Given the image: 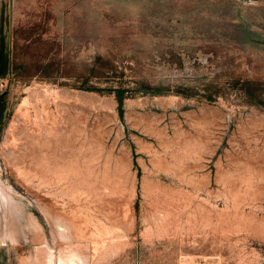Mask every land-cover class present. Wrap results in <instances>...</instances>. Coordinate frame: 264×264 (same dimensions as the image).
Returning <instances> with one entry per match:
<instances>
[{"label":"rangeland","instance_id":"1","mask_svg":"<svg viewBox=\"0 0 264 264\" xmlns=\"http://www.w3.org/2000/svg\"><path fill=\"white\" fill-rule=\"evenodd\" d=\"M0 97V264H264V0H0Z\"/></svg>","mask_w":264,"mask_h":264},{"label":"bare ground","instance_id":"2","mask_svg":"<svg viewBox=\"0 0 264 264\" xmlns=\"http://www.w3.org/2000/svg\"><path fill=\"white\" fill-rule=\"evenodd\" d=\"M40 89V88H39ZM32 90V89H31ZM36 90V89H34ZM38 90V89H37ZM44 90V89H43ZM45 92V91H44ZM43 93V92H42ZM31 94V92H30ZM35 96L38 95L36 92ZM44 94V93H43ZM47 95V94H46ZM49 95V94H48ZM47 97V96H46ZM32 98V97H31ZM38 98V97H37ZM44 98V97H42ZM41 98V99H42ZM40 99V97H39ZM40 99V100H41ZM46 100V99H45ZM44 101V100H43ZM48 102V100H46ZM40 102V101H39ZM42 102V101H41ZM25 103V102H24ZM24 105V104H23ZM43 105V103H42ZM48 106V105H46ZM57 106V104H56ZM40 107V106H39ZM42 108V107H41ZM37 109V107H36ZM41 112V111H40ZM53 112V111H52ZM42 113V112H41ZM23 115V114H22ZM52 117V116H51ZM58 117V116H57ZM24 118V117H23ZM36 119V118H35ZM26 120V119H25ZM34 120V119H33ZM27 121V120H26ZM25 121V122H26ZM27 123V122H26ZM43 123V122H42ZM30 124V123H29ZM48 124V123H46ZM34 125V124H33ZM63 125V124H62ZM55 127V126H54ZM43 128V127H42ZM47 128V127H46ZM28 130V129H26ZM43 130V129H42ZM48 131V130H47ZM27 132V131H25ZM30 133V132H29ZM51 134V133H50ZM25 135V134H24ZM26 136V135H25ZM24 136V137H25ZM32 136V135H31ZM28 137V136H27ZM35 138V137H34ZM28 140V139H27ZM41 140V138H40ZM55 140V139H54ZM60 140V139H59ZM50 141V140H49ZM33 144V143H32ZM77 144V143H75ZM59 145V148H63ZM67 145V144H66ZM45 146V145H44ZM79 146V145H78ZM40 149V148H39ZM55 150V149H54ZM44 151V150H43ZM63 151V150H62ZM28 152V151H27ZM59 152V151H58ZM41 153V152H40ZM37 154V153H36ZM46 154V153H45ZM79 154V153H77ZM34 156V155H33ZM38 156V155H37ZM44 156V155H43ZM56 157V156H55ZM61 157V156H60ZM58 157V158H60ZM50 158V157H49ZM53 158V157H52ZM35 159V158H34ZM38 159V158H37ZM41 159V158H39ZM38 159V160H39ZM78 161V160H77ZM63 162V161H62ZM69 162V161H68ZM64 163V162H63ZM54 164V163H53ZM28 165V164H27ZM32 165V163H31ZM30 166V165H29ZM75 166V165H73ZM24 167V166H23ZM27 167V166H26ZM31 167V166H30ZM38 167V166H37ZM47 167V166H46ZM52 167V166H51ZM53 167H55L53 165ZM59 167V166H58ZM62 167V166H60ZM59 167V168H60ZM43 169V168H42ZM44 170V169H43ZM67 171V170H66ZM32 172V171H31ZM49 172V171H48ZM51 172V171H50ZM61 172V171H60ZM52 173V172H51ZM33 175V174H32ZM35 175V174H34ZM51 175V174H50ZM78 175V174H77ZM25 176V175H24ZM43 176V175H42ZM49 176V175H48ZM57 176V175H56ZM55 176V177H56ZM40 177V175H39ZM54 177V180H55ZM82 177V176H81ZM57 178V177H56ZM53 179V177H52ZM76 179V178H75ZM69 180V179H68ZM79 181V180H78ZM76 182V181H75ZM35 183V182H34ZM69 183V182H68ZM24 184V183H23ZM52 184V183H51ZM31 185V184H30ZM33 185V184H32ZM53 185V184H52ZM60 187V186H59ZM48 188V186H47ZM52 188V187H51ZM61 188V187H60ZM58 189V188H57ZM41 191V190H40ZM39 191V192H40ZM60 196V195H59ZM49 197V196H48ZM52 198V197H51ZM55 199V198H54ZM44 201V200H43ZM49 201V200H47ZM51 203V202H50ZM48 209V216L51 217V225L55 231L56 247H53L45 238V232L38 220L32 215L28 214L25 229L31 232L34 236L42 237L40 246L36 249L35 256L31 259L24 260L22 264H92V254H90L89 247L83 246L80 242L76 243L71 235V222L68 221L61 213L50 208L51 205L44 204ZM54 207V206H53ZM22 205L13 188L0 182V230L1 242L8 240L12 244H16L19 239V232L16 229V223L21 216ZM54 239V238H53ZM95 243V242H94ZM93 246V245H92ZM58 247V250L56 249ZM94 247V246H93ZM97 247V246H95ZM100 249V248H99ZM34 255V254H33Z\"/></svg>","mask_w":264,"mask_h":264},{"label":"trees","instance_id":"3","mask_svg":"<svg viewBox=\"0 0 264 264\" xmlns=\"http://www.w3.org/2000/svg\"><path fill=\"white\" fill-rule=\"evenodd\" d=\"M117 99H118V102H119V107L122 109V106H123V92L118 91ZM2 104H3L2 97H0V105H2Z\"/></svg>","mask_w":264,"mask_h":264},{"label":"crops","instance_id":"4","mask_svg":"<svg viewBox=\"0 0 264 264\" xmlns=\"http://www.w3.org/2000/svg\"><path fill=\"white\" fill-rule=\"evenodd\" d=\"M185 264H214V263H185Z\"/></svg>","mask_w":264,"mask_h":264}]
</instances>
